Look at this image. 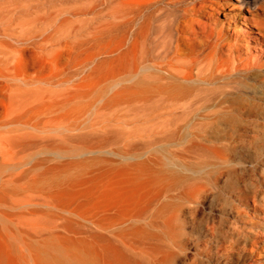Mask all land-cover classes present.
Returning <instances> with one entry per match:
<instances>
[{
  "label": "bare ground",
  "instance_id": "obj_1",
  "mask_svg": "<svg viewBox=\"0 0 264 264\" xmlns=\"http://www.w3.org/2000/svg\"><path fill=\"white\" fill-rule=\"evenodd\" d=\"M237 1L0 0V93L22 112L2 124L62 110L53 127L67 141L85 77L60 91L47 84L66 81L74 61L95 63L106 106L142 102L163 120L149 141L160 135L161 160L44 171L35 183L62 220L32 239L35 264H264V3ZM28 47L55 61L30 70ZM126 66L131 83L120 86ZM5 136L2 155L23 146L21 134Z\"/></svg>",
  "mask_w": 264,
  "mask_h": 264
},
{
  "label": "rangeland",
  "instance_id": "obj_2",
  "mask_svg": "<svg viewBox=\"0 0 264 264\" xmlns=\"http://www.w3.org/2000/svg\"><path fill=\"white\" fill-rule=\"evenodd\" d=\"M259 2L264 3V0ZM241 8L239 4L235 9ZM228 11L230 10L226 9L224 13ZM171 16L172 14L167 11L158 21V23L161 21L158 29L166 24ZM220 17H224V14L222 13ZM158 33L156 31L154 35ZM28 48L21 53V60L30 64L32 71L39 69L47 60L55 61L37 48ZM160 49L159 43L154 52V60L150 62L159 60L156 54ZM95 67L93 62L67 63L63 74L60 75L65 77L66 81L47 84L52 90L60 91L73 87L85 77L82 86L83 94L77 103L72 104L68 120L79 128L71 131L66 143L63 142V138L67 137L66 131L63 128L53 127L60 120H52L62 110L49 112L44 108L34 109L25 114L21 122L2 124L3 120L20 115L22 112L12 111L13 108L11 109L9 105L10 94L0 93V140L7 144L6 149H10L5 134H11L14 131L22 135L17 140H20V146L23 145V148L18 146L9 154L0 153V264H35L33 251L30 248L32 239L40 237L38 234L50 231L55 227L53 226L55 222L61 223L62 212L49 203L46 191L40 184L35 183L38 179H42L41 176L47 169L68 160L104 158L117 162L155 157L161 160L164 157L158 130L156 146L149 144L152 138L150 131L161 130L163 120L152 121V118H148L146 106L142 102L126 103L115 107L106 106L99 94L100 83L97 72H94ZM128 68L126 66L118 70L120 86H129L131 83L126 79ZM43 85L44 83L41 84ZM110 94L109 92L107 95ZM3 117L5 119L2 120ZM69 132L67 131L68 134ZM86 143L92 146V151H83L82 146ZM129 149H133L131 155L121 154L123 150Z\"/></svg>",
  "mask_w": 264,
  "mask_h": 264
}]
</instances>
